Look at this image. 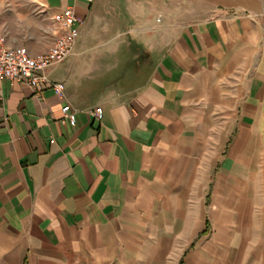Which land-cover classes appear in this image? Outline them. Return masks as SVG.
<instances>
[{"label": "crops", "instance_id": "1", "mask_svg": "<svg viewBox=\"0 0 264 264\" xmlns=\"http://www.w3.org/2000/svg\"><path fill=\"white\" fill-rule=\"evenodd\" d=\"M96 1L42 0L83 35ZM181 1L114 32L139 38L129 75L83 37L47 72L61 92L0 79V264H264V0Z\"/></svg>", "mask_w": 264, "mask_h": 264}, {"label": "rangeland", "instance_id": "2", "mask_svg": "<svg viewBox=\"0 0 264 264\" xmlns=\"http://www.w3.org/2000/svg\"><path fill=\"white\" fill-rule=\"evenodd\" d=\"M180 2L182 1L97 0V13L101 14L102 17H94L92 27L97 29L105 27L106 31H104L105 33L95 34L92 28L84 35L80 31L78 40L80 41L84 37V41L88 45H96V51H104L105 47H107V51L105 50L106 52L102 53L110 52L109 48L111 47L110 45L101 46L100 44L102 43H112V45L118 46L117 54L111 55L108 53L102 56L99 73H108L107 75L111 79L121 78L132 73L134 69L133 51L131 48H127V45L131 46L139 38L130 32L114 36V32L117 29L123 32L125 28L135 27L136 25L132 24L135 21L130 20V18L132 15H136L137 10L140 8L144 12L148 9L147 14L148 16L152 15L153 23L161 24L163 23L162 16L165 12L168 11L170 15H173L172 12L178 9ZM1 23L4 28H9L11 36L25 37L32 42L33 48L38 50L52 44L55 38L54 22L45 11L42 0H0ZM144 23H140V25H144Z\"/></svg>", "mask_w": 264, "mask_h": 264}, {"label": "built area", "instance_id": "3", "mask_svg": "<svg viewBox=\"0 0 264 264\" xmlns=\"http://www.w3.org/2000/svg\"><path fill=\"white\" fill-rule=\"evenodd\" d=\"M86 1L93 2V0ZM52 20L55 24L54 41L46 51L38 53H32L26 45H9L5 35L0 31V79L25 83L36 94L41 93L47 86H52L57 92H61V85L51 82L47 72L73 53L81 20L72 7L55 13ZM62 111L64 114L62 119L75 125L76 114L71 111L70 105H65ZM89 113L101 121L104 108L99 105Z\"/></svg>", "mask_w": 264, "mask_h": 264}]
</instances>
